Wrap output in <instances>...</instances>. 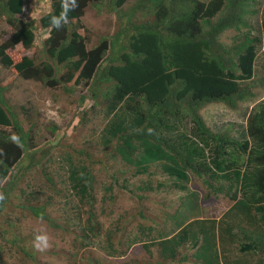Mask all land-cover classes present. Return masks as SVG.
Masks as SVG:
<instances>
[{
    "label": "trees",
    "instance_id": "1",
    "mask_svg": "<svg viewBox=\"0 0 264 264\" xmlns=\"http://www.w3.org/2000/svg\"><path fill=\"white\" fill-rule=\"evenodd\" d=\"M26 1L0 0V23L10 29V33L0 31L1 69L22 81L75 96L82 121L100 107L101 150H106L108 160L117 158L134 169L133 176L150 175L148 170L155 167L168 179V187L186 191L191 175L205 189L204 197L222 195L231 202L226 212L245 213L254 229L264 227V96L247 113L243 141L227 130L212 132L200 114L211 103L233 110L237 103L253 99V88L264 89V76L254 79L257 49L264 55V2L259 4L258 37L251 34L258 0H134L127 7L129 0H76L79 6L69 11V22L60 30L50 21L60 14L62 0H47L49 10L37 20L47 36L38 55L27 57L35 37L23 18ZM67 3L71 8L73 0ZM88 5L104 9L116 20L114 32L99 37L91 47L80 21ZM228 31L234 35L226 45L221 36ZM4 91L0 85V193L5 196L0 218L4 216L6 222L0 228V254L18 247L23 235L15 225L20 222L38 220L59 229L49 215L55 207L66 215L63 208L70 200L65 198L70 196L77 213L87 203V217L71 218L61 227L64 232L77 231L78 246L92 245L98 232L91 211L92 167L100 161L85 149L68 146L53 153L41 149L31 131L35 124L27 121L23 129L19 116L27 118L26 109H13ZM13 134L19 144L12 142ZM55 163L64 173L49 171ZM59 196L64 201L59 202ZM204 221L196 219L157 241L159 257L175 262L178 247L189 239L190 247L198 248V264H217L215 243L220 235H214ZM225 227L228 237L238 240L239 254H258L264 261V232L241 229L234 234ZM144 230L149 233L150 228ZM23 249L18 248L25 254Z\"/></svg>",
    "mask_w": 264,
    "mask_h": 264
},
{
    "label": "rangeland",
    "instance_id": "2",
    "mask_svg": "<svg viewBox=\"0 0 264 264\" xmlns=\"http://www.w3.org/2000/svg\"><path fill=\"white\" fill-rule=\"evenodd\" d=\"M133 2L134 0H129L125 7ZM263 2L264 0H258L256 13L251 19L253 36H258L256 27L259 24V4ZM48 10L47 0H27L25 3L23 18L31 24L35 37L33 50L25 53L27 57L38 55L41 42L47 36L37 26V20ZM80 21L85 30L88 47L95 45L99 37L111 35L116 28V20L112 14L90 5L84 9ZM0 31L10 33V29L3 22L0 23ZM233 35L232 31H228L221 36V41L229 45ZM256 54L254 79L258 80L264 76V55L260 48ZM0 85L5 87L3 96L13 109L18 111V107L26 109L27 118L19 116L24 122L23 129H27L29 124L27 121L35 124L31 131L35 134L34 142L41 149L49 150L51 153L68 146L75 150L85 149L92 152L93 160L100 161V164L92 167L91 211L98 224L97 236L91 239L92 245L78 246L75 239L77 231L68 228V231L64 232L61 227L67 222L69 224L71 218L84 220L87 217L85 212L87 203L84 202L82 209L77 213L71 207V200L75 203V198L70 196L65 198L70 200L69 206L63 208L66 215L55 209L56 207L49 215L59 229L51 228L38 220H26L19 225L16 224L15 228L23 237L18 240V247L11 248L9 253L4 250L0 254V264H175L177 261L178 264H198L199 259L196 257L198 248L190 247L189 239L178 247L173 263L162 260L158 254L159 248L154 245L157 241L170 238L182 225L192 224L196 219L207 221L205 227H212L214 235L218 234V237L220 235L215 243L217 264H264L258 254H239L238 240L228 237L225 227L230 226L231 232L237 234V231H251L255 225L244 219L245 216L242 214L245 213L226 212L231 202L222 195L204 197L205 189L197 178L189 175L186 191L172 190L167 186L168 179L155 167L148 170L150 175L143 173L133 176L134 169L128 168L117 158L115 161L108 160L106 150H101L103 146L98 140L103 124L98 110L100 107L89 112L82 121L80 107L73 95H65L57 88L46 89L39 83L22 81L1 68ZM80 89L78 87V90ZM251 92L253 99L237 103L233 110L219 103H211L202 108L200 114L208 129L212 132L227 130L232 137L245 140L247 113L264 96V89L258 87L253 88ZM83 105L85 102L82 107ZM52 127L53 133L50 132ZM49 171L64 173L57 163L49 166ZM110 176L116 178V184L112 183ZM159 183H162L163 187L158 188ZM109 186H111L109 193L104 192V188ZM146 186L151 190L144 189ZM58 188L61 192L65 190L62 184H58ZM56 198L59 202L64 201L61 196ZM248 217L255 220L251 213ZM4 218V216L0 218V228L5 227ZM73 222L76 223V220ZM145 228H150L149 233L144 230ZM194 228L195 226L191 230ZM254 231L256 234H262L264 227L256 228ZM44 233L49 238V247L41 251L34 247V240L37 235ZM246 235L250 236L248 233ZM141 245L147 246V249H142ZM18 248H24L25 254ZM110 249L119 253L115 251L111 254ZM120 254L123 255L119 256ZM182 258L184 261L181 263Z\"/></svg>",
    "mask_w": 264,
    "mask_h": 264
},
{
    "label": "clouds",
    "instance_id": "3",
    "mask_svg": "<svg viewBox=\"0 0 264 264\" xmlns=\"http://www.w3.org/2000/svg\"><path fill=\"white\" fill-rule=\"evenodd\" d=\"M78 6L79 5L76 3V0H73V5L71 8H69L67 0H62V2H61V9L62 10L58 16L53 15L51 17V21H50L51 26L53 28H55L56 30H60L64 25H66L69 22V19H68L69 11L75 10V8ZM261 51H262V49H261ZM245 127H246V124H245ZM11 140L13 143H16V144L20 143L19 137L16 134H13L11 136ZM4 199H5L4 194L0 193V202H2ZM48 240H49V238H48L46 233L37 235L35 237V240H34V247L43 251L44 249L49 247Z\"/></svg>",
    "mask_w": 264,
    "mask_h": 264
}]
</instances>
